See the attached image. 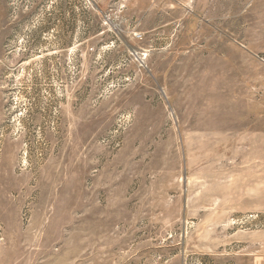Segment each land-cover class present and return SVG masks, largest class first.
<instances>
[{
	"label": "rangeland",
	"instance_id": "374dc122",
	"mask_svg": "<svg viewBox=\"0 0 264 264\" xmlns=\"http://www.w3.org/2000/svg\"><path fill=\"white\" fill-rule=\"evenodd\" d=\"M0 264H264V0H0Z\"/></svg>",
	"mask_w": 264,
	"mask_h": 264
}]
</instances>
